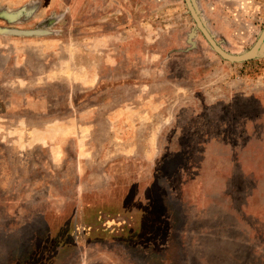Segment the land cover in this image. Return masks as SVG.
I'll list each match as a JSON object with an SVG mask.
<instances>
[{
    "label": "rangeland",
    "instance_id": "obj_1",
    "mask_svg": "<svg viewBox=\"0 0 264 264\" xmlns=\"http://www.w3.org/2000/svg\"><path fill=\"white\" fill-rule=\"evenodd\" d=\"M195 1L228 51L264 29ZM0 264H264V56L184 0H0Z\"/></svg>",
    "mask_w": 264,
    "mask_h": 264
},
{
    "label": "water",
    "instance_id": "obj_2",
    "mask_svg": "<svg viewBox=\"0 0 264 264\" xmlns=\"http://www.w3.org/2000/svg\"><path fill=\"white\" fill-rule=\"evenodd\" d=\"M186 5L197 24V28L203 33L206 40L222 58L231 62H245L249 60L258 59L264 56V29L260 32L256 42L247 50L240 53H232L223 48L214 38L212 33L204 24L202 17L198 13L192 0H185Z\"/></svg>",
    "mask_w": 264,
    "mask_h": 264
},
{
    "label": "flooded vegetation",
    "instance_id": "obj_3",
    "mask_svg": "<svg viewBox=\"0 0 264 264\" xmlns=\"http://www.w3.org/2000/svg\"><path fill=\"white\" fill-rule=\"evenodd\" d=\"M185 1V0H184ZM193 1V3H194V5H195V7H196V9H197V11H198V13L200 14V16L202 17V14H201V12H200V9L198 8V5L196 4V1L195 0H192ZM185 4H186V2H185ZM188 8V7H187ZM189 10V9H188ZM190 12V11H189ZM191 14V13H190ZM192 16V15H191ZM192 18H193V16H192ZM193 20H194V18H193ZM202 20L204 21V24L206 25V27L209 29V31L212 33V35L214 36V38H215V35H214V33L211 31V29L208 27V25H207V23H206V21L204 20V18L202 17ZM195 22V21H194ZM195 24H196V22H195ZM196 28H197V24H196ZM198 29V28H197ZM199 30V29H198ZM201 32V31H200ZM202 33V32H201ZM203 34V33H202ZM204 36V35H203ZM205 37V36H204ZM206 39V38H205ZM215 40H216V38H215ZM217 41V40H216ZM208 42V41H207ZM218 42V41H217ZM219 43V42H218ZM220 44V43H219ZM210 45V44H209ZM221 45V44H220ZM222 46V45H221ZM223 47V46H222ZM224 48V47H223ZM227 50V49H226ZM229 52H231V51H229ZM217 53V52H216ZM233 53V52H232ZM218 54V53H217ZM219 55V54H218ZM220 56V55H219ZM129 102V101H128ZM127 102V103H128ZM127 106L126 107H124V108H128L129 110H130V113L129 114H132V115H136V111H135V108L134 107H132V106H129V105H131V104H126ZM159 108H158V110H161V106H162V104H161V102L159 103V105H157ZM123 108V109H124ZM134 108V109H133ZM138 108V107H137ZM152 109L153 110H156L155 108H153V107H150V106H144L143 107V109H142V112H143V116L145 115V116H147V117H144V118H149L150 117V115H151V111H152ZM133 111V112H132ZM171 114L169 115V116H167V114L166 113H162L161 111H160V113L158 114V115H162V116H166V117H168V118H170V120L168 121V123H166V125L165 126H167V125H169L172 121H177V120H179V118H178V114H177V109H176V106L175 107H171ZM147 113H148V115H147ZM154 115V114H153ZM152 116V115H151ZM143 118V119H144ZM165 128V127H164ZM162 131H163V129H162ZM161 131V132H162ZM161 134V133H160ZM159 137H160V135H159ZM158 137V138H159ZM166 146V145H165ZM165 149H163V153L165 154ZM163 154V155H164ZM171 156H172V153L170 154ZM170 155H169V157H167V158H170ZM117 178V177H116ZM116 178H114L112 181H114ZM80 183H83L85 180H88L89 182H91V184H93L94 182H98V177H93V178H87V177H82V178H80ZM111 180V179H110ZM82 185V184H81ZM100 216V215H99ZM100 219H102L101 217H100ZM99 219V220H100ZM103 225H107V224H103ZM85 258V257H84Z\"/></svg>",
    "mask_w": 264,
    "mask_h": 264
},
{
    "label": "crops",
    "instance_id": "obj_4",
    "mask_svg": "<svg viewBox=\"0 0 264 264\" xmlns=\"http://www.w3.org/2000/svg\"><path fill=\"white\" fill-rule=\"evenodd\" d=\"M160 116H162V115H158V117H160ZM158 117H157V120H158ZM165 125L166 124H162V126H161V131H162V129L165 127ZM161 131H160V133H161ZM160 133H159V135H160ZM159 135L157 136V139H158V137H159ZM157 141V140H156ZM156 141H155V146H156ZM129 146H132V143H130L129 144ZM156 147L154 148V150H153V153H152V157H151V159H149L148 158V160H152V158L154 157V155H155V151H156ZM142 152L144 153V140H143V147H142ZM128 152H135V151H137V150H135V147H131L130 149H128L127 150ZM145 154V153H144ZM120 166H119V163H116L115 165H114V168H112V165H110V168H108L109 170H110V173L108 172V171H106V173H107V175H108V177H106V178H103V180H105V179H114V178H116V175H115V170H117L118 168H119ZM151 167V166H150ZM117 172V171H116ZM102 180V181H103ZM82 184V186L83 185H90L91 184V182H89V181H86L85 180V182H83V183H81ZM106 184L107 185H104V186H106V189H105V191L107 190V191H109V189H111V186H112V181L110 180L109 182H106ZM92 185H99L98 184V182H94ZM110 195V194H109ZM97 196V195H96ZM95 196V197H96ZM112 197V196H111ZM96 199V201H99V199L98 198H95ZM103 216L104 215H100V217H102L103 218ZM97 219L99 218V216H97L96 217ZM123 221H125L124 219H123Z\"/></svg>",
    "mask_w": 264,
    "mask_h": 264
}]
</instances>
